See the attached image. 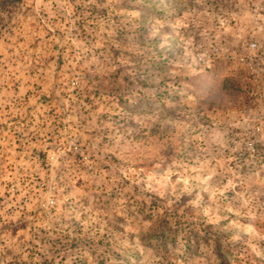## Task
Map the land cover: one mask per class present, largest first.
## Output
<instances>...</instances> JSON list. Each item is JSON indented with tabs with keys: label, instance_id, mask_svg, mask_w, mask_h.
<instances>
[{
	"label": "rangeland",
	"instance_id": "374dc122",
	"mask_svg": "<svg viewBox=\"0 0 264 264\" xmlns=\"http://www.w3.org/2000/svg\"><path fill=\"white\" fill-rule=\"evenodd\" d=\"M0 264H264V0H0Z\"/></svg>",
	"mask_w": 264,
	"mask_h": 264
},
{
	"label": "built area",
	"instance_id": "2783aa9c",
	"mask_svg": "<svg viewBox=\"0 0 264 264\" xmlns=\"http://www.w3.org/2000/svg\"><path fill=\"white\" fill-rule=\"evenodd\" d=\"M255 46V45H254Z\"/></svg>",
	"mask_w": 264,
	"mask_h": 264
}]
</instances>
